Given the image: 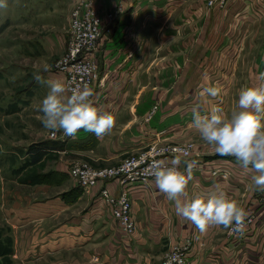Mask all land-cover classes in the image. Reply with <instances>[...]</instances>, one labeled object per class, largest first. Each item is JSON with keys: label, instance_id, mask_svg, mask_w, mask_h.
I'll list each match as a JSON object with an SVG mask.
<instances>
[{"label": "crops", "instance_id": "0c3cea01", "mask_svg": "<svg viewBox=\"0 0 264 264\" xmlns=\"http://www.w3.org/2000/svg\"><path fill=\"white\" fill-rule=\"evenodd\" d=\"M30 1L37 9L31 8L34 13L26 14L24 21L43 19L45 10L60 0ZM66 1L72 9L83 0ZM93 2L104 24L96 54L99 79L91 88V99L116 116L115 127L99 139L83 130L74 137L58 131L56 139L47 138L32 148L13 144L1 150L0 176L9 188L28 166L50 156H69L48 169L65 182L37 186L36 193L47 198L23 201L14 210L15 219L25 226L28 220L42 223L37 229L41 235H50L46 243L57 256L83 252L101 264H160L172 245L186 239L193 242L191 264H264V192L255 189L251 179L255 173L244 169L235 157L218 154L190 127L194 107L208 114L219 106L230 118L240 111L237 101L242 87L264 85V0H229L223 9H209L206 0ZM48 76L47 80L61 79L59 74ZM210 86L219 87L218 96L201 97L203 88ZM48 91L36 81L35 89L18 101H42ZM154 106L157 111L149 119ZM1 110L6 113L8 108ZM186 141L195 143L193 157L179 159L177 166L184 169L187 163L195 164L185 173L191 177L185 199L195 193L223 191L256 217L244 238L227 237L228 228L223 226L201 233L193 222L177 215L174 202L155 180L130 189L137 226L132 235L119 229L111 208L100 197L103 185L81 195L72 193L78 186L69 176L73 165L69 164L75 160L94 167L114 166L153 143ZM15 170H21L17 176ZM108 188L114 194L122 190L115 181ZM15 190H9L13 203ZM47 221L57 223L45 230ZM45 238L39 241L41 249Z\"/></svg>", "mask_w": 264, "mask_h": 264}, {"label": "rangeland", "instance_id": "374dc122", "mask_svg": "<svg viewBox=\"0 0 264 264\" xmlns=\"http://www.w3.org/2000/svg\"><path fill=\"white\" fill-rule=\"evenodd\" d=\"M11 2L13 4L8 2L6 8H0V151L13 144L31 146L32 148L38 143H43L47 138H52V130L46 129L42 123L43 113L39 110L41 101L20 103L18 99L23 93L27 91L30 93L35 89L37 74L46 78L45 80L49 74H59L61 80L65 82L57 64L66 51L71 12L78 4L70 9L66 0H60L54 7L51 6L50 10H45L43 19L24 21L26 14L28 17L30 13H34V11H30L31 8L37 9L35 3L30 0H11ZM45 85L48 87L47 84ZM3 107L8 108L6 113L1 110ZM55 134L57 137L59 136L58 131ZM188 143L193 144L195 150L193 141L153 143L144 150L151 146ZM131 155L135 154H130L124 159ZM61 157H64V160H69L68 155L50 156L41 164L28 166L26 171L15 170L16 176L21 171L22 178L12 184L10 188L4 185L0 176V264H101L100 261L85 256L83 252L76 254L65 252L57 256L52 251L53 248L50 245L48 247L46 243L48 242L46 238H50V235H41L37 229L42 223L38 224L34 220L31 222L28 220L25 226L24 223L15 219L17 213L14 210L17 211L18 205L20 206L23 201L29 200L30 203H34L39 196L47 198L48 195L36 193L37 186L65 182L66 179L61 177L59 179L56 173L48 171L55 161L61 160ZM77 164L90 165L88 162L77 160L69 165L73 167ZM109 167L113 166L94 168ZM74 182L78 188L72 192L73 194L81 195L86 191L75 180ZM12 187L14 190L16 189L17 193L15 203L11 202L10 197L9 190ZM66 195L67 193L63 197ZM51 196L52 194L49 197ZM7 197L10 198L6 200ZM25 206L27 205L25 204ZM56 223V221H47L44 224L45 230H50ZM42 237H46L43 243L44 249H41L39 243ZM75 258L77 259L76 263H74Z\"/></svg>", "mask_w": 264, "mask_h": 264}, {"label": "clouds", "instance_id": "9594fccd", "mask_svg": "<svg viewBox=\"0 0 264 264\" xmlns=\"http://www.w3.org/2000/svg\"><path fill=\"white\" fill-rule=\"evenodd\" d=\"M6 7L5 0H0V8ZM35 79L49 89L39 110L43 113L44 127L53 134L62 131L74 137L83 130L99 139L112 132L116 116L94 105L89 87L69 88L61 79L44 80L38 74ZM219 92V87H204L200 96L216 97ZM237 105L240 111H234L230 118L219 106L212 107L208 114H202L199 106L194 107L190 127L218 154L233 156L244 169L250 168L255 173L251 177L255 189L264 192V85L242 87ZM179 162L177 158L172 166H167L158 161L152 169L156 186L174 202L177 215L193 222L201 233L210 227H242L245 209L223 191L195 193L185 199L191 177L176 167ZM194 164L193 161L188 167Z\"/></svg>", "mask_w": 264, "mask_h": 264}, {"label": "built area", "instance_id": "2783aa9c", "mask_svg": "<svg viewBox=\"0 0 264 264\" xmlns=\"http://www.w3.org/2000/svg\"><path fill=\"white\" fill-rule=\"evenodd\" d=\"M229 0H206V6L211 9L218 7L223 9ZM112 18L113 15H108ZM104 18L95 7L93 0H83L72 10L70 27L68 31L67 46L64 55L57 64L58 70L63 74L65 84L69 88L87 86L90 89L99 79V69L96 54L103 32ZM157 107H153L149 118L155 113ZM66 136V135H65ZM52 139L57 135L52 134ZM69 137V136H66ZM194 146L191 143L169 144L167 146H151L138 154L131 155L118 165L98 169L88 164H77L69 170V176L84 190H90L103 185L100 197L111 208L112 216L116 220L120 230L126 235H132L136 231V222L132 216V202L130 189L139 184H145L155 180L152 169L155 162L163 161L165 165L172 166L169 159H183L189 161L193 157ZM176 167L186 173L189 168ZM118 182L121 192L114 194L108 183ZM246 212V211H245ZM256 223V217L246 212L243 226L237 228L233 225L227 229V237L244 238ZM193 242L189 239L178 242L170 247L162 258L160 264H191L189 254Z\"/></svg>", "mask_w": 264, "mask_h": 264}, {"label": "trees", "instance_id": "16d2710c", "mask_svg": "<svg viewBox=\"0 0 264 264\" xmlns=\"http://www.w3.org/2000/svg\"><path fill=\"white\" fill-rule=\"evenodd\" d=\"M67 197V195L65 196V198Z\"/></svg>", "mask_w": 264, "mask_h": 264}]
</instances>
